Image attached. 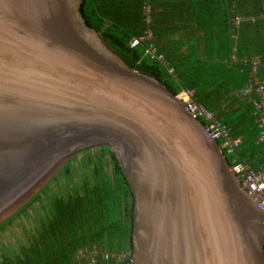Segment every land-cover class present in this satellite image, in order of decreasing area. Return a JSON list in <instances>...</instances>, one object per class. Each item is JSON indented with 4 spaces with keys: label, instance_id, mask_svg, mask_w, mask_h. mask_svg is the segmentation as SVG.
<instances>
[{
    "label": "water",
    "instance_id": "water-1",
    "mask_svg": "<svg viewBox=\"0 0 264 264\" xmlns=\"http://www.w3.org/2000/svg\"><path fill=\"white\" fill-rule=\"evenodd\" d=\"M81 0H0V244L112 151L129 264H264V214L164 84L92 32Z\"/></svg>",
    "mask_w": 264,
    "mask_h": 264
},
{
    "label": "trees",
    "instance_id": "trees-1",
    "mask_svg": "<svg viewBox=\"0 0 264 264\" xmlns=\"http://www.w3.org/2000/svg\"><path fill=\"white\" fill-rule=\"evenodd\" d=\"M141 3L81 0L78 11L127 66L158 80L172 94L192 89L194 99L211 110L214 91L233 88V72L241 68L239 76L246 77L249 54L264 62L259 47L264 38V0H149L148 25L142 19ZM237 15L243 20L235 25ZM146 27L165 63L144 55L140 44L129 45V39ZM167 67H172V74ZM221 150L231 165V157ZM107 153L104 163L101 158L84 168L79 184L68 183L65 193L57 192L46 203L26 244L1 252L0 264H83L77 250L93 247L98 255H112L104 264H129L128 257L118 262L115 257L124 250L131 252L132 195L114 153L109 149Z\"/></svg>",
    "mask_w": 264,
    "mask_h": 264
},
{
    "label": "built area",
    "instance_id": "built-area-1",
    "mask_svg": "<svg viewBox=\"0 0 264 264\" xmlns=\"http://www.w3.org/2000/svg\"><path fill=\"white\" fill-rule=\"evenodd\" d=\"M140 11L143 21L148 25L151 21L149 0H142ZM241 20H243V16L237 15L233 17L235 25ZM249 20H253V18L251 17ZM128 43L131 47L142 44L145 54L149 58L165 63L163 54L152 41V33L148 27L141 34L130 38ZM234 58V54L232 53L230 59L234 60ZM257 64V61L251 60L249 76L240 93L243 96H250L251 98L252 114L257 124L256 142L262 146L263 162L259 167L254 168L244 161H236L229 165V169L237 177L240 188L249 194L256 207L264 214V84L257 78ZM167 72L172 74V67H167ZM173 96L180 101L191 117L197 118L202 122L205 132L218 142L220 149L226 150L227 153L235 150L240 143V138L230 134L229 127L223 124L212 110L194 99L192 89L181 88ZM128 256L129 252L127 250L121 251L115 257V261L118 262L120 259ZM76 257L83 260V264H104L112 255L107 252L98 255L97 250L93 247L89 251L86 249L77 250ZM97 257L100 260H97Z\"/></svg>",
    "mask_w": 264,
    "mask_h": 264
},
{
    "label": "crops",
    "instance_id": "crops-1",
    "mask_svg": "<svg viewBox=\"0 0 264 264\" xmlns=\"http://www.w3.org/2000/svg\"><path fill=\"white\" fill-rule=\"evenodd\" d=\"M259 44L264 58V38L259 40ZM243 59L246 57L244 56ZM253 59L258 62L257 78L264 84V62H260L257 55L249 54V62H243L248 64L246 77L242 79L239 76L241 68L237 73L233 72L234 76L230 81L233 88H218L214 91L215 93L213 92L209 105L214 114L224 120L225 123H222L231 129L230 134L240 138V143L235 150L227 153L231 156V162L244 161L251 167L257 168L263 162L262 147L256 142L257 124L252 114L250 96H243L240 93L247 82L250 62Z\"/></svg>",
    "mask_w": 264,
    "mask_h": 264
},
{
    "label": "rangeland",
    "instance_id": "rangeland-1",
    "mask_svg": "<svg viewBox=\"0 0 264 264\" xmlns=\"http://www.w3.org/2000/svg\"><path fill=\"white\" fill-rule=\"evenodd\" d=\"M83 22L85 23V21L83 20ZM85 25L89 28V30H91L92 32H95V34L97 33L96 29H94L93 27H91L90 25H88L87 23H85ZM97 37L99 38V41L101 42L102 40L100 39L98 33L96 34ZM140 47H138V49L144 54H145V50H144V46L142 44L139 45ZM172 47V45H171ZM158 48V47H157ZM111 49V48H110ZM112 50V49H111ZM163 50H166V48H164ZM113 51V50H112ZM147 56V55H146ZM261 146V145H260ZM262 147V146H261ZM108 147H105V152H106V157H104L105 159L103 160V163L106 161V158H108V153H107ZM226 154V152H225ZM226 157L228 159H230L231 156H228V154H226ZM103 159V158H102ZM98 160V159H97ZM231 160V159H230ZM89 166V165H87ZM85 168V167H84ZM81 169L80 171H78L59 191L58 193H65L66 188H67V184L68 183H72L73 182V186H75L76 184H79L81 178H82V174L85 172V170ZM108 170V168L106 167V171ZM76 183V184H75ZM46 209V204H44L38 211H36L30 218H28L21 226H19L8 238H6L1 244H0V254L1 252H5L7 249L9 248H16L18 245H24L26 244V239H27V234L29 232V230L34 227L35 225V220L36 217L38 215H42L44 213Z\"/></svg>",
    "mask_w": 264,
    "mask_h": 264
},
{
    "label": "flooded vegetation",
    "instance_id": "flooded-vegetation-1",
    "mask_svg": "<svg viewBox=\"0 0 264 264\" xmlns=\"http://www.w3.org/2000/svg\"><path fill=\"white\" fill-rule=\"evenodd\" d=\"M128 258H129V256H128Z\"/></svg>",
    "mask_w": 264,
    "mask_h": 264
}]
</instances>
